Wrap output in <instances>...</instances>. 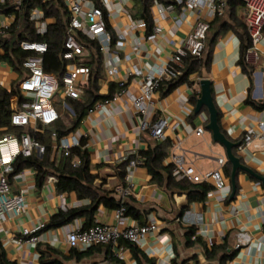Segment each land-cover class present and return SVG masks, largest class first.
Returning a JSON list of instances; mask_svg holds the SVG:
<instances>
[{"label":"crops","instance_id":"0c3cea01","mask_svg":"<svg viewBox=\"0 0 264 264\" xmlns=\"http://www.w3.org/2000/svg\"><path fill=\"white\" fill-rule=\"evenodd\" d=\"M161 4L166 5L160 0H111L108 22L114 44L102 53L100 94H116L118 81L128 72L137 68L141 73L135 76L137 82L127 84L126 94L118 101L94 107L71 133L84 141L89 151L90 172L97 193L101 197L124 200L139 214L138 218L125 215L117 221L116 209L102 201L96 208L94 223L116 224L120 228L141 223L156 224L158 231L149 233L140 244H135L134 249L124 246V258L116 256V250L107 245L92 246L91 250V247L70 246L67 240L70 227L84 228L86 217H78L59 228L40 230L37 242L17 243L15 239L23 237L25 228L47 224L60 210L85 208L92 203L91 196L58 193L52 182L32 188L36 178L35 172L31 171L25 178L28 188L23 192L26 210L18 217L0 221V245L7 264H264V182L257 177L239 171L237 192L231 197L233 186L225 164V187L220 190L213 187L204 199L197 200L202 196L203 183L212 185L210 182L178 181V189L173 192L154 181L145 164L127 172L125 184L118 175L117 167L124 159L156 144L167 145L163 166L172 165L170 153L173 150L183 151L187 161L203 176L218 168V158L227 159L224 147L215 143L212 133L207 130L208 108L195 113L203 78L212 82L220 124L231 140L244 143L246 133L250 129L261 133L264 123V107L259 106L264 104V37L257 46L259 57L247 59V72L240 63L242 39L246 34L243 27L246 8L243 5L231 6L222 19L215 23V18L210 21L201 73H190L188 80L173 88L169 81L164 82L154 97L149 116L135 110L129 99L138 92L142 75L149 67L163 68L168 63L178 45L193 31L202 13L186 10V18L178 22L184 9L176 6L174 11L166 12L162 21L163 35L153 40L155 18ZM147 6L152 29L142 16ZM0 16L8 25L15 20L13 14ZM223 24L228 25L223 27ZM4 37L9 35L0 30V40ZM118 40L123 41V45H118ZM4 53L0 46V54ZM117 57L120 74L112 78L107 73L106 62L116 61ZM24 75L25 70L18 71L8 61L0 59V86L11 89ZM60 95L63 98V94ZM194 96H197L195 102ZM15 100L13 96L11 104ZM60 113L61 116L65 114L64 111ZM161 119L167 120L168 124L165 136L157 139L150 129ZM145 121L147 127L143 128ZM198 127H203L205 132L197 135ZM237 152L246 165L264 176V139L254 137L249 145ZM160 171L166 175L164 169ZM16 189L19 190L18 186ZM191 227L196 228L193 240L198 236L201 242L188 243L187 232ZM160 236H166L168 241H161ZM241 242L244 243L238 247ZM219 246L226 247L213 254V247ZM135 248L139 251L138 257ZM224 254L232 256L223 261Z\"/></svg>","mask_w":264,"mask_h":264},{"label":"built area","instance_id":"2783aa9c","mask_svg":"<svg viewBox=\"0 0 264 264\" xmlns=\"http://www.w3.org/2000/svg\"><path fill=\"white\" fill-rule=\"evenodd\" d=\"M180 7L184 9L179 14L178 22L186 18V10L201 11L200 19L197 21L193 31L187 38L178 45L175 53L170 57L168 63L163 68L149 67V70L142 75L138 85V92L129 99L135 110L145 116H149L150 107L154 103V97L162 84L178 78L184 68V60L188 56L201 57L206 50V39L210 30V21L217 16H223L227 10L229 0H175ZM245 3L246 18L245 22L251 38V47L247 52V59L251 56H258V45L264 37V0H241ZM70 21L66 32L64 58L68 60L67 70L62 78V85L53 74L45 72L43 67V54L47 51L48 45L45 42L24 40L21 42V48L26 51L36 53V56L28 57L23 66L26 74L20 81V97L15 95V101L12 105L13 114L11 116V125L20 129L11 131L9 127H0V221L12 219L20 216L26 210V200L24 191L28 186L25 178L31 171H36L32 167H26L16 173L11 178L10 175L15 171L14 163L19 156L28 158L33 155L43 156L47 152V145L37 136L45 135L47 129L50 130L52 140L51 158L62 154L69 157L75 147L81 146V140L76 135H66L58 137L54 127L61 118V113L54 103V96L58 92L63 94L64 107L73 115L74 112L68 104V99H79L85 90V85L90 79V68L79 62L90 56V50L84 45L83 37L89 40L97 41L102 53L114 44L112 32L107 27L105 12L107 15L111 12V0H65ZM176 5L161 4L159 6V15L155 18L154 34L152 39L161 37L164 33L162 21L166 17L167 11H174ZM31 20L35 22L38 33L47 31L48 23L44 19L41 11L35 10L31 15ZM9 27L4 23L0 16V30L6 33ZM118 45H123V41L118 40ZM119 58L116 61H107V73L110 77H116L120 74L118 65ZM141 71L137 68L128 72V74L118 81L119 91L111 98L97 102L94 107H101L111 102H116L120 97L126 94V87L129 82H137L135 76ZM167 120L161 119L153 123L151 134L157 139L165 136V127ZM143 128L147 127L146 121L143 122ZM197 135L205 132L203 127L197 128ZM254 137L264 139V123L261 124V133L257 134L255 130L250 129L244 138V143L240 147L249 145ZM170 161L173 165V172L176 180L200 183L210 182L217 190L223 189L226 185V178L223 168L227 162L225 157L217 159L218 168L213 170L208 176H203L196 168L187 161L185 152L172 151ZM143 164L141 158L133 159L127 165V172ZM74 167H79L80 162L75 160ZM12 179V181H11ZM48 182L55 184L53 178ZM45 183V184H46ZM18 186L19 190H15ZM30 187V186H29ZM37 187V184L31 186ZM30 187V188H31ZM13 188V189H12ZM125 216V207L116 209L115 217L120 221ZM46 224L41 223L35 228H25L22 231L23 237L15 239L17 243L24 241L37 242V233L45 228ZM156 224H137L134 226L120 228L116 224L96 223L88 228L71 226L67 235L70 246L87 249L97 245H110L116 250V256L124 258L125 248L120 245V241H128L134 244H140L149 233L158 231ZM161 241H168L166 236H160ZM244 243L238 244V247ZM172 252V246L169 247ZM1 264V262H0Z\"/></svg>","mask_w":264,"mask_h":264},{"label":"trees","instance_id":"16d2710c","mask_svg":"<svg viewBox=\"0 0 264 264\" xmlns=\"http://www.w3.org/2000/svg\"><path fill=\"white\" fill-rule=\"evenodd\" d=\"M160 1L167 5L174 4L178 6V3L175 0ZM97 4L100 5L99 3ZM237 5L245 6V3L241 0H229L227 10L229 7ZM35 10L41 11L44 15V19L48 23L47 31L43 34L37 32L35 22L31 20V15ZM227 10L223 16H217L214 23L222 19L226 15ZM0 14L15 15V20L6 29V34H8L9 37H4L0 40V46L5 50L3 55L0 54V59L8 61L18 71H22V69L25 70L23 66L24 61L28 57L36 56V53L23 50L20 45L21 42L24 40L45 42L48 45V49L43 54L44 70L49 74H53L59 81L60 85H62V78L69 63L68 60L64 58L66 32L70 21V14L65 0H3L0 2ZM105 16L107 27L109 30H111L106 12ZM142 16L148 22L150 29H152L153 22L148 6L144 10ZM227 25L223 24V27H227ZM243 27L246 31V34L242 39L240 63L248 72L249 66L247 64V52L252 43L246 22ZM83 39L84 45L90 50L91 54L89 57L79 63L87 65L90 68V79L85 85L83 95L79 99H71L68 102L74 114L71 115L69 112L63 114L55 125L54 129L57 132L58 137L71 134L80 125L89 111L94 108L97 102L104 101L113 96L112 94H100L99 81L102 76V52L100 51V45L97 41L89 40L86 37H83ZM184 64L186 69L182 71V74L178 78L169 81L170 88H173L188 80V75L190 73H201L200 68L203 66V56H188L185 58ZM19 84L20 82L16 85H13L11 89H6L0 86V127L7 126L11 131L20 130L11 125V116L13 114L11 98L15 95H18L19 97L21 96ZM113 87L114 86L112 85L111 92ZM196 100L197 96H194L193 101L195 102ZM259 106L264 107V104ZM37 138L47 145V152L43 156L33 155L32 157L28 158L19 156L14 163L15 171L10 175V177L12 178L14 174L22 171L26 167H32L36 171L35 178L37 187H42L49 178H53L58 193L76 192L79 197L91 196L92 200V203L89 207L68 209L67 211L60 210L51 217L44 229L62 227L73 222L74 219L78 217H86V224L84 228L93 226L96 224L94 223V214L96 208L102 201L109 207L115 209L124 206L125 215H132L135 218L139 217L138 210L128 205L124 200L117 201L115 198H108L106 196L101 197V195L97 193V188L93 186L94 176L90 172V155L84 141H81V146L72 149L69 157H64L62 154H60L55 158H51L52 140L50 138V130L47 129L45 135L37 136ZM166 156L167 145L156 144L149 147L145 151H140L138 155L132 154L124 159L117 167L118 175L125 184L127 165L131 160L141 158L143 160V164L149 168V171L153 176V180L160 185H165L170 191L174 192L178 189V181L176 180L173 172V165H169L167 167L163 166V160ZM75 160L80 162L79 167L73 166V162ZM161 169L166 171V175L161 173ZM225 170L227 175L232 174L231 163H226ZM212 188V185L203 183L201 188L202 196H199L197 200L204 199L206 197L205 195ZM141 225H144V223H141ZM195 235L196 228H189L187 232L188 243L201 242V239L198 236H196V238L193 240ZM120 245L123 247L128 245L133 249L135 247L134 243L124 240L120 241ZM107 247L109 248L111 246L107 245ZM225 247L226 246H219V248L213 247L212 253L214 254L216 251L218 252L219 249H225ZM92 248L93 247L89 248V250ZM134 253L136 257L139 256V251L136 248ZM213 254H211V256ZM230 256L228 254H224L222 260L224 261L227 258H230ZM0 262L1 264H7L1 245Z\"/></svg>","mask_w":264,"mask_h":264},{"label":"water","instance_id":"95a60500","mask_svg":"<svg viewBox=\"0 0 264 264\" xmlns=\"http://www.w3.org/2000/svg\"><path fill=\"white\" fill-rule=\"evenodd\" d=\"M201 96L197 100L195 113H200L204 107L209 111V123L207 124V130L212 133L213 141L224 147L228 162L232 165L231 182L233 186V192L231 197H234L237 188L236 180L239 171H245L251 175L257 177L264 182V176L256 173L244 162L243 158L238 154L237 149H240L242 142H234L231 140L226 132L222 129L219 119V109L214 98L212 90V82L210 79L203 78L200 81Z\"/></svg>","mask_w":264,"mask_h":264},{"label":"rangeland","instance_id":"374dc122","mask_svg":"<svg viewBox=\"0 0 264 264\" xmlns=\"http://www.w3.org/2000/svg\"><path fill=\"white\" fill-rule=\"evenodd\" d=\"M53 100H54V103H55L56 107L58 108V110L64 111V113H68V110H66L64 107V100L61 97L59 92L57 94H55Z\"/></svg>","mask_w":264,"mask_h":264}]
</instances>
